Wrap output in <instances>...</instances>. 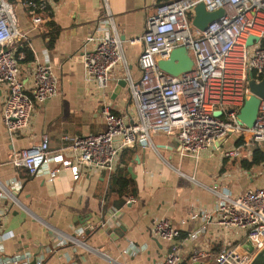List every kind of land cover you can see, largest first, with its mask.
<instances>
[{
  "label": "built area",
  "instance_id": "2783aa9c",
  "mask_svg": "<svg viewBox=\"0 0 264 264\" xmlns=\"http://www.w3.org/2000/svg\"><path fill=\"white\" fill-rule=\"evenodd\" d=\"M50 1L23 3L34 28L43 29L51 21L47 15ZM111 1L104 0L98 28L84 44L88 81L100 92L109 87L113 69L127 64L123 52L125 40L116 31ZM201 3L206 11L223 10L224 15L200 31L194 20L195 9ZM17 4L0 0V85L6 87L3 121L13 140L30 129L35 107L59 94L58 79L49 65H36L30 83L21 77L24 59L18 48L28 39L18 28ZM251 37L258 40L248 45ZM130 43L143 44L138 62L142 78L137 83L131 77L126 80L138 120L129 122L114 114L110 104H105L103 133L76 138L58 151L51 149L50 139L45 137L41 144L14 154L11 163L17 171L34 177L47 176L53 183L66 172L74 181L80 180L86 171H106L114 176L126 149L152 148L157 134L176 138L182 151L196 159L230 136L243 140L242 145L235 144L224 151V157L231 160L250 159L252 149L263 145L264 99L252 128L241 124L239 115L252 96L250 74L254 73L257 82L264 78V0H160L141 37ZM89 46L94 48L88 50ZM181 47L191 55L193 70L180 77L161 71L159 61L169 59L170 53ZM11 185L17 191L22 189L19 182ZM208 189L217 197V204L213 213L208 210L200 213L203 222L211 224L215 216L223 231L238 230L242 237L240 241L226 242L219 253L198 247L190 255L191 262L251 264L264 251V184L247 188L240 196L221 193L216 186ZM5 193L0 188V197L4 198ZM133 202V197L127 201ZM8 212V207L0 211V264H45L48 255L84 244L79 238L85 237L87 231L113 234L122 225L121 212L110 211L99 224L79 229L75 236L58 234L38 256L30 252L8 256L4 245L7 237L1 231V222ZM151 233L156 239L170 243L162 264H186L180 246L183 233L170 219L155 221ZM203 234V230L196 231L190 240L196 242ZM128 251L134 254L141 250L131 243Z\"/></svg>",
  "mask_w": 264,
  "mask_h": 264
},
{
  "label": "crops",
  "instance_id": "0c3cea01",
  "mask_svg": "<svg viewBox=\"0 0 264 264\" xmlns=\"http://www.w3.org/2000/svg\"><path fill=\"white\" fill-rule=\"evenodd\" d=\"M12 1L18 3V28L26 35L25 44L31 46L35 58L33 63L22 64L21 77L30 83L36 65H49L58 79L59 94L37 105L30 129L13 140L3 121L6 87L0 85V188L6 191L4 198L0 197V211L9 208L1 222L7 237L5 254L30 252L38 256L58 234L75 236L79 229L99 224L114 210L121 212L122 229L113 234L91 230L79 238L83 246L71 245L48 255L45 264H162L170 243L156 239L151 228L155 221L166 218L183 233L180 246L186 264H194L190 255L198 247L219 253L226 242L240 241L241 231H223L215 216L206 224L200 214L205 210L213 213L216 207L217 197L208 189L212 186L221 193L240 196L247 188L261 185L251 171L241 168V160L224 157V151L237 142L234 136L196 159L182 151L176 138L157 134L152 148L126 149L114 176L106 171H86L74 181L66 172L53 183L50 177L29 176L14 168V154L41 144L45 137L50 139L51 149L58 151L76 138L103 133L105 104L129 122L138 120L128 82L120 94L116 88L128 77L135 83L142 78L138 62L143 44L130 42L141 37L160 0L111 1L116 31L125 40L127 64L113 69L109 87L103 92L89 83L83 54L86 39L97 30L104 14V0H51L52 25L43 29L34 28L21 0ZM118 173L130 180L125 192L114 185ZM14 181L21 184L20 191L12 187ZM132 197L135 202L128 204ZM199 230L205 234L196 242L190 240ZM131 243L141 251L127 252Z\"/></svg>",
  "mask_w": 264,
  "mask_h": 264
},
{
  "label": "water",
  "instance_id": "95a60500",
  "mask_svg": "<svg viewBox=\"0 0 264 264\" xmlns=\"http://www.w3.org/2000/svg\"><path fill=\"white\" fill-rule=\"evenodd\" d=\"M50 1V0H43ZM195 20L194 26L198 30H205L211 23L219 20L223 15V10L217 12H208L205 9L204 4H200L195 9ZM258 39L251 37L248 40V45H251L253 41ZM160 70L172 75L174 77H180L182 74L191 72L194 67V61L189 55L188 50L185 47L177 48L170 53L169 59H162L158 63ZM127 85V81H120L117 88L116 94H120L123 88ZM249 88L252 96L248 99L242 109L240 110L239 120L241 124L246 125L249 128H252L258 118V110L261 103V100L264 99V78L260 82H257L254 73L250 74L249 78ZM221 115V113H218ZM129 171L133 175V169L129 168ZM119 211V210H117ZM119 229H122V225ZM89 233V231H87ZM248 248L252 249L250 243L246 244ZM251 264H264V251H262Z\"/></svg>",
  "mask_w": 264,
  "mask_h": 264
},
{
  "label": "trees",
  "instance_id": "16d2710c",
  "mask_svg": "<svg viewBox=\"0 0 264 264\" xmlns=\"http://www.w3.org/2000/svg\"><path fill=\"white\" fill-rule=\"evenodd\" d=\"M22 4H26L27 2L33 1L37 2V0H21ZM58 2L59 0H54ZM28 10V9H27ZM47 15L49 18L52 17V9L51 5L48 6L47 9ZM50 23V22H49ZM49 23L47 25H49ZM50 25H52L50 23ZM52 44V42L50 43ZM18 54L23 55V59L21 64H29L33 63L35 61L34 55L30 49V47L26 44H23V46L20 47ZM243 144V140L240 138H237V142L235 146H240ZM252 157L250 159L246 158L241 161V168L246 171H252L254 169L260 168L264 164V143L263 145H260L258 147H255L252 149ZM114 179V185L118 186L120 189V192H125L127 190V187H130V180L127 179V177L122 175L121 173H118L117 176L113 177Z\"/></svg>",
  "mask_w": 264,
  "mask_h": 264
},
{
  "label": "rangeland",
  "instance_id": "374dc122",
  "mask_svg": "<svg viewBox=\"0 0 264 264\" xmlns=\"http://www.w3.org/2000/svg\"><path fill=\"white\" fill-rule=\"evenodd\" d=\"M17 7H19L18 4H17ZM251 172L256 177V180H260L261 181V185H263L264 184V164H263L262 167L254 169ZM194 264H198V263H194Z\"/></svg>",
  "mask_w": 264,
  "mask_h": 264
},
{
  "label": "bare ground",
  "instance_id": "6f19581e",
  "mask_svg": "<svg viewBox=\"0 0 264 264\" xmlns=\"http://www.w3.org/2000/svg\"><path fill=\"white\" fill-rule=\"evenodd\" d=\"M83 246V244H81Z\"/></svg>",
  "mask_w": 264,
  "mask_h": 264
}]
</instances>
